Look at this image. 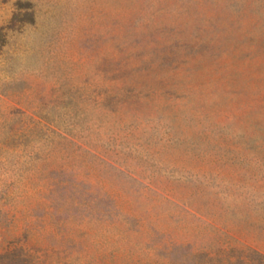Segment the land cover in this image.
Wrapping results in <instances>:
<instances>
[{"label": "rangeland", "instance_id": "rangeland-1", "mask_svg": "<svg viewBox=\"0 0 264 264\" xmlns=\"http://www.w3.org/2000/svg\"><path fill=\"white\" fill-rule=\"evenodd\" d=\"M0 264H264V0H0Z\"/></svg>", "mask_w": 264, "mask_h": 264}, {"label": "trees", "instance_id": "trees-1", "mask_svg": "<svg viewBox=\"0 0 264 264\" xmlns=\"http://www.w3.org/2000/svg\"><path fill=\"white\" fill-rule=\"evenodd\" d=\"M0 38H1V35H0ZM0 42H1V44H4L5 40H3V39L1 40L0 39Z\"/></svg>", "mask_w": 264, "mask_h": 264}]
</instances>
